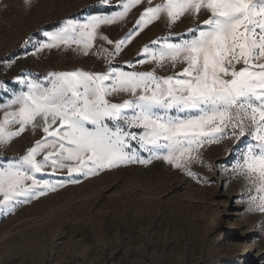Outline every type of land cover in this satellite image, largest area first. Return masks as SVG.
<instances>
[{
	"label": "rangeland",
	"instance_id": "rangeland-1",
	"mask_svg": "<svg viewBox=\"0 0 264 264\" xmlns=\"http://www.w3.org/2000/svg\"><path fill=\"white\" fill-rule=\"evenodd\" d=\"M120 3L0 0V120L5 111L17 108L9 102L28 91L27 81L50 87L52 73H99L112 67L155 70L158 76L181 72L184 64L173 67L166 61L155 67V62L138 61L145 59V46L157 47L153 40L166 37L179 43L190 35L189 28L206 27L203 11L199 19L186 15L171 28L166 20L154 22L111 58L115 43L107 40L118 42L131 33L143 6L133 7L115 24L102 25L88 55L76 44L40 47L47 43L46 33L58 31L65 21L84 23L92 16L110 15ZM108 98L121 102L120 97ZM44 136L29 126L8 145H0V166L18 161ZM249 139L246 134L205 145L202 162L189 165L198 179L154 158L87 178L66 169H43L37 178L64 186L11 214H0V264H264V214L248 210L247 182L232 173ZM132 144L139 149L135 141ZM46 151L37 159L43 160ZM139 155L150 158L143 150ZM73 179L80 182L71 183Z\"/></svg>",
	"mask_w": 264,
	"mask_h": 264
},
{
	"label": "snow or ice",
	"instance_id": "snow-or-ice-1",
	"mask_svg": "<svg viewBox=\"0 0 264 264\" xmlns=\"http://www.w3.org/2000/svg\"><path fill=\"white\" fill-rule=\"evenodd\" d=\"M135 6L143 10L131 33L118 42L100 37L115 43L109 58L156 21L166 20L171 28L186 15L199 19L202 11L207 14L206 27L189 28L190 35L179 43L166 37L153 40L157 47L145 46V59L138 61L155 62V67L180 63L183 70L158 76L155 70L112 67L99 73H52L50 87L27 81L28 91L9 102L17 108L5 111L0 120V145H8L29 126L45 136L18 161L0 166V214H11L64 186L37 178L45 168L87 178L154 158L198 179L189 165L202 162L205 145L246 134L250 139L232 173L247 182L248 210L264 214V0H121L113 14L92 16L84 23L65 21L58 31L46 33L47 43L40 47L76 44L88 55L97 30L124 19ZM44 150L43 160H38ZM139 150L150 158L141 159Z\"/></svg>",
	"mask_w": 264,
	"mask_h": 264
}]
</instances>
